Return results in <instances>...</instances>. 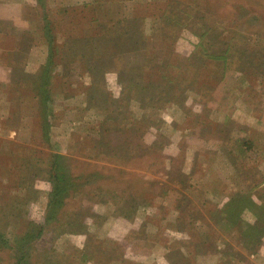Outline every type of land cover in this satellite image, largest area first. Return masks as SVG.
Masks as SVG:
<instances>
[{
  "label": "rangeland",
  "instance_id": "374dc122",
  "mask_svg": "<svg viewBox=\"0 0 264 264\" xmlns=\"http://www.w3.org/2000/svg\"><path fill=\"white\" fill-rule=\"evenodd\" d=\"M0 264H264V0H0Z\"/></svg>",
  "mask_w": 264,
  "mask_h": 264
}]
</instances>
